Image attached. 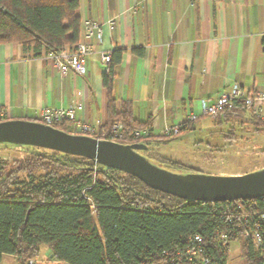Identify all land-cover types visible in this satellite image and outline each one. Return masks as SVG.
<instances>
[{
    "label": "trees",
    "instance_id": "16d2710c",
    "mask_svg": "<svg viewBox=\"0 0 264 264\" xmlns=\"http://www.w3.org/2000/svg\"><path fill=\"white\" fill-rule=\"evenodd\" d=\"M79 9L80 0H0V44L18 43L36 55L74 46L80 41ZM123 51L111 52L103 75L109 118L105 134L94 137L110 139L112 126L119 123L124 134L119 142H143L148 145L143 152H149L176 136L153 134L150 122L135 118L127 101L117 108L114 66ZM218 114L248 119L255 131H264V119L245 110ZM194 124L184 120L180 132ZM54 126L70 132V122ZM143 129L150 135L137 139L135 132ZM227 137L238 138L235 132ZM22 150L27 157L12 166L0 162V264L6 254L27 264L39 256L41 245L68 264H229L234 240L242 241L246 264H264V196L223 202L183 199L84 156L29 145ZM22 174L27 178L21 179ZM252 229L262 236L259 246L245 235ZM197 234L202 240L196 243ZM194 245L200 253H188Z\"/></svg>",
    "mask_w": 264,
    "mask_h": 264
},
{
    "label": "crops",
    "instance_id": "0c3cea01",
    "mask_svg": "<svg viewBox=\"0 0 264 264\" xmlns=\"http://www.w3.org/2000/svg\"><path fill=\"white\" fill-rule=\"evenodd\" d=\"M79 13L80 40L85 18L103 27L101 37L84 39L93 48L84 58V75L61 73L50 59L18 43L0 44L1 118L33 120L44 107L84 100L76 117L94 125L89 135H104L109 101L103 75L109 64L101 53L117 49L124 51L114 66L116 106L129 102L134 117L149 121L155 135L180 125L235 83L264 90V0H80Z\"/></svg>",
    "mask_w": 264,
    "mask_h": 264
},
{
    "label": "water",
    "instance_id": "95a60500",
    "mask_svg": "<svg viewBox=\"0 0 264 264\" xmlns=\"http://www.w3.org/2000/svg\"><path fill=\"white\" fill-rule=\"evenodd\" d=\"M28 145L87 157L183 199L223 202L264 196V167L243 174L176 173L155 164L142 153L148 149L143 142L122 143L71 133L37 120L0 121V147L23 149Z\"/></svg>",
    "mask_w": 264,
    "mask_h": 264
},
{
    "label": "rangeland",
    "instance_id": "374dc122",
    "mask_svg": "<svg viewBox=\"0 0 264 264\" xmlns=\"http://www.w3.org/2000/svg\"><path fill=\"white\" fill-rule=\"evenodd\" d=\"M68 130L72 132L71 127ZM231 132H235L238 138L227 137ZM179 134L167 143L154 144V149L149 152H142L155 164L176 173H187L188 169L173 168L161 157L179 162L194 172L208 174H243L264 167V131H255L252 124L240 120L220 122L210 115L200 117L193 129ZM26 157L27 153L22 149L0 147V162L8 167ZM20 178L27 177L22 174ZM51 255L49 248L41 245L39 256L30 260L33 264H68L54 260ZM2 264L23 263L6 254ZM229 264H246L241 240L231 242Z\"/></svg>",
    "mask_w": 264,
    "mask_h": 264
},
{
    "label": "built area",
    "instance_id": "2783aa9c",
    "mask_svg": "<svg viewBox=\"0 0 264 264\" xmlns=\"http://www.w3.org/2000/svg\"><path fill=\"white\" fill-rule=\"evenodd\" d=\"M83 38L92 37L97 34L101 37L103 34L102 25L96 20L85 18L82 22ZM81 39L76 45H65L62 48L54 51H43V56L50 59L55 67H58L61 73H66L72 69L78 74L84 75L86 67L84 58L93 53V48L90 44ZM111 52H102L101 59L104 63L111 61ZM86 104L84 100H77L67 107H44L40 111V120L43 123L56 125L63 122L73 123V130L80 134H93L95 127L86 119H78L76 117L77 110H84ZM245 110L253 115L259 116L264 119V90L249 91L244 89L239 83L233 84L230 88L225 90L218 98L214 100L204 101L201 105L199 112H191L187 116V121L190 123L195 122L202 116L216 115L226 111H240ZM100 124V121H98ZM122 125L115 123L110 131V139L120 141L124 134L121 131ZM180 132V125L166 126L163 134L168 136H175ZM150 135L149 129L138 130L134 136L137 139H144ZM244 216H248L247 213ZM247 237H252L254 243L259 246L262 242V236L257 229L246 231ZM202 237L200 234L195 235L194 242H201ZM201 249L196 245L188 250V253H200ZM33 264V260L29 261Z\"/></svg>",
    "mask_w": 264,
    "mask_h": 264
}]
</instances>
